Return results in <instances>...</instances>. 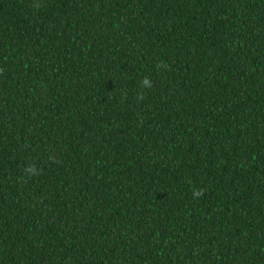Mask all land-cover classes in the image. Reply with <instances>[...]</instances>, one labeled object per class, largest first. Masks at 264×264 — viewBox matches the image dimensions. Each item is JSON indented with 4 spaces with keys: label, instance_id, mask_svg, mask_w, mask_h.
Masks as SVG:
<instances>
[{
    "label": "trees",
    "instance_id": "1",
    "mask_svg": "<svg viewBox=\"0 0 264 264\" xmlns=\"http://www.w3.org/2000/svg\"><path fill=\"white\" fill-rule=\"evenodd\" d=\"M0 264H264V0H0Z\"/></svg>",
    "mask_w": 264,
    "mask_h": 264
},
{
    "label": "clouds",
    "instance_id": "2",
    "mask_svg": "<svg viewBox=\"0 0 264 264\" xmlns=\"http://www.w3.org/2000/svg\"><path fill=\"white\" fill-rule=\"evenodd\" d=\"M159 67H167L166 65H158ZM141 87L146 88V89H151L153 87V82L149 77H144L143 80L141 81ZM145 99L143 94H140L137 96V100H143ZM53 163H56V159L54 157H50ZM24 173L26 176L29 177H35L41 174V170L38 169L34 164H30L27 167L24 168ZM204 194L203 189H197L194 191L193 196L194 197H200Z\"/></svg>",
    "mask_w": 264,
    "mask_h": 264
}]
</instances>
